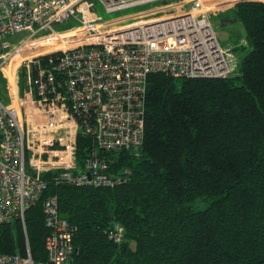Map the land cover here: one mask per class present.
<instances>
[{
	"label": "trees",
	"instance_id": "obj_1",
	"mask_svg": "<svg viewBox=\"0 0 264 264\" xmlns=\"http://www.w3.org/2000/svg\"><path fill=\"white\" fill-rule=\"evenodd\" d=\"M229 10L251 47L241 73L151 74L142 146L101 152L129 181L72 186L43 173L45 196L75 226L68 264H264V0ZM91 148L80 134L81 167ZM42 200L26 210V232L21 218L0 223V253L27 255L29 241L34 264L48 261ZM115 223L120 243L105 232Z\"/></svg>",
	"mask_w": 264,
	"mask_h": 264
},
{
	"label": "built area",
	"instance_id": "obj_2",
	"mask_svg": "<svg viewBox=\"0 0 264 264\" xmlns=\"http://www.w3.org/2000/svg\"><path fill=\"white\" fill-rule=\"evenodd\" d=\"M96 1L111 12L156 0H0V71L16 55L22 58L15 91L4 73L10 102L0 97V223L21 218L26 232V210L43 198L49 258L42 264H68L75 234L58 197L45 196L49 182L43 173L56 172L57 182L72 186L129 181L131 169L114 171L101 152H138L142 146L149 76L228 77L237 65L211 20L212 11L229 0L165 2L107 21H99ZM68 19L78 24L57 30ZM25 31L15 44L4 40ZM45 43L51 48L36 50ZM80 134L92 144L84 167L77 162ZM105 232L115 242L124 240L120 223ZM27 252L0 253V264H34L28 242Z\"/></svg>",
	"mask_w": 264,
	"mask_h": 264
},
{
	"label": "rangeland",
	"instance_id": "obj_3",
	"mask_svg": "<svg viewBox=\"0 0 264 264\" xmlns=\"http://www.w3.org/2000/svg\"><path fill=\"white\" fill-rule=\"evenodd\" d=\"M182 2L184 0H156L140 5H135L131 6L125 9H121L118 11H107L103 4L100 1H96V7H95V13L101 17L99 21H107L115 18H119L122 16L130 15L136 12L148 10L151 8H157L160 6H163L165 2ZM230 1V0H229ZM242 0H231L230 3H225L222 7L219 9L213 10L211 13V20L213 22L214 28L217 32V35L219 37V40L223 44H228L227 47H231L232 51L235 54V62L237 61L236 68L234 70V75H239L241 73V62L244 58V56L249 52L250 46L246 47V30L242 23L239 20H236L234 17V14L229 10L231 7H233L236 3L240 2ZM188 4H185L182 9H187ZM169 11H174V10H169ZM169 11H163L160 14H165ZM159 14V15H160ZM78 24V21L74 19H68L66 21H63L59 24L56 25L57 30L58 29H65V28H70ZM61 31V30H59ZM41 32L39 35L46 33ZM62 32V31H61ZM28 32H22L19 34L11 35L8 37H5V41H10L12 44L17 43L20 39L24 38ZM41 46L37 47L36 50H42L47 48H51V45L48 43L45 44H40ZM45 45V46H44ZM48 45V46H47ZM234 46H239L240 49L237 48V50L234 49ZM241 47H244L243 49ZM13 49H8V51H12ZM30 51V50H28ZM52 51V50H51ZM4 48L2 46V42H0V55L3 54ZM14 57V56H13ZM12 57V58H13ZM22 61L21 55H16L13 60H11V63L4 68L10 82V87L13 91L16 90V77H15V63L19 65ZM16 65V66H17ZM24 66H21V73H20V81H21V86L24 85ZM3 71H0V97L3 100V102L7 103L10 101L9 97V91L7 87V83L5 77L3 78V74L5 73ZM29 242V241H28Z\"/></svg>",
	"mask_w": 264,
	"mask_h": 264
},
{
	"label": "crops",
	"instance_id": "obj_4",
	"mask_svg": "<svg viewBox=\"0 0 264 264\" xmlns=\"http://www.w3.org/2000/svg\"><path fill=\"white\" fill-rule=\"evenodd\" d=\"M155 11H157V10H155ZM154 12V11H153ZM150 13H152V12H150ZM147 14H149V13H142V14H139L138 16H142V15H147ZM126 19V18H125ZM120 20H122V19H120ZM221 42V41H220ZM221 44L223 45V46H227L228 44H223L222 42H221ZM44 50V49H43ZM236 64H237V61H236ZM238 65V64H237ZM3 74V78L5 77V79L4 80H6V83H7V78H6V75L4 74V73H2ZM18 74H20V72L18 73ZM18 81H19V84H20V86H21V83H20V80H19V76H18ZM7 87H8V83H7ZM20 89V92H21V88H19ZM9 95V94H8ZM10 99V98H9ZM10 102V101H9Z\"/></svg>",
	"mask_w": 264,
	"mask_h": 264
},
{
	"label": "bare ground",
	"instance_id": "obj_5",
	"mask_svg": "<svg viewBox=\"0 0 264 264\" xmlns=\"http://www.w3.org/2000/svg\"><path fill=\"white\" fill-rule=\"evenodd\" d=\"M231 1V0H230ZM42 51V50H41ZM43 51H45V49L43 50ZM16 65H17V63H15V67H16Z\"/></svg>",
	"mask_w": 264,
	"mask_h": 264
}]
</instances>
